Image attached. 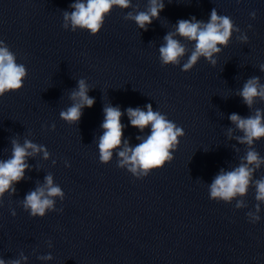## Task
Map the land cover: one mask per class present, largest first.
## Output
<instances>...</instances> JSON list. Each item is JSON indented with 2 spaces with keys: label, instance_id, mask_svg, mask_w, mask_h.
Listing matches in <instances>:
<instances>
[{
  "label": "water",
  "instance_id": "obj_1",
  "mask_svg": "<svg viewBox=\"0 0 264 264\" xmlns=\"http://www.w3.org/2000/svg\"><path fill=\"white\" fill-rule=\"evenodd\" d=\"M73 2L0 0V40L28 69L24 87L0 98V159L10 158L14 138L31 139L51 153L48 160L42 153L29 158L32 167L16 195H5L0 257L14 259L23 251L27 264H264V205L259 223L246 216L254 210L255 190L245 209H236V201L211 200L208 191L220 169L231 170L245 154L247 146L229 140L227 129L233 127L230 114H252L236 90L253 76L264 83V0H164L160 20L146 32L124 19L132 9L115 8L96 36L62 27L63 11H71ZM147 2L133 0L141 10ZM213 8L229 16L249 42L234 33L215 67L204 58L188 72L181 70L184 61L162 66L159 46L177 21L195 16L207 22ZM81 78L95 104L83 109L78 125H69L59 114L71 106L69 93ZM149 103L186 135L174 160L141 180L119 168L115 154L109 164L101 163L98 138L103 108L111 104L125 112L124 138L140 143L136 137L150 134V127L141 133L126 109L146 110ZM255 107L264 109V102ZM255 148L264 157V139ZM48 173L65 192L56 201L63 211L34 218L20 201ZM261 176L264 166L255 173ZM49 253L53 260L37 258Z\"/></svg>",
  "mask_w": 264,
  "mask_h": 264
},
{
  "label": "clouds",
  "instance_id": "obj_2",
  "mask_svg": "<svg viewBox=\"0 0 264 264\" xmlns=\"http://www.w3.org/2000/svg\"><path fill=\"white\" fill-rule=\"evenodd\" d=\"M169 3L172 0H168ZM71 11H63V25L65 30L76 32L86 30L92 36L98 35L106 18L115 8L121 10L132 9L124 16L126 21H134L139 29L148 31L149 25L154 20H160V13L165 9L164 0H148L144 10L139 4H133V0H74L70 4ZM251 18H256V12L250 13ZM251 29L252 25L248 26ZM241 43L247 44L249 37L227 15L218 14L217 10H211L210 18L206 21L198 20L195 16L191 19H180L163 38L164 43L159 46V59L162 66H181L182 71H191L201 58L215 67L218 63L217 56L224 48H227L233 38V34ZM182 38V39H178ZM183 41V42H182ZM189 44L192 47H189ZM185 57H187L185 61ZM264 72V64L259 66ZM28 77L27 67L17 62V55L10 47L0 40V98L6 94L20 91L24 87V81ZM91 86L86 79H79L77 87L70 91L69 100L71 106L61 110L60 118L69 125H78L83 109L92 108L95 99L89 96ZM236 96L242 97L243 103L251 110V115L244 117L237 113L229 116L233 127L227 129L229 140H235L240 145H246L245 154L239 157V164L231 170L221 168L208 184L209 197L217 202L232 204L236 201V209L248 208L246 198L250 190L254 189L256 204L254 210L246 213L249 223L256 224L261 221L262 205H264V176L255 178V173L264 166V157L256 150V142L264 139V109L256 108L258 101L264 102V83L259 76L248 78L243 87L236 90ZM144 108L129 107L126 109L127 117L131 125L138 128L141 133L150 127V134L138 135L136 139L140 143L133 146L124 138L122 117L125 112L119 106L106 104L103 108L104 120L101 124L103 134L98 138L99 161L109 164L114 154L118 157L117 166L127 169L136 179L148 177L154 170L163 168L174 160V152L178 150L180 138L186 135L183 127L178 126L168 116L156 111L151 103ZM55 131V124L51 126ZM242 133L237 135V133ZM11 156L0 159V207L4 206L5 195L15 196L16 185L24 180L26 171L32 167L27 161L41 153L43 159L51 156L48 148L34 143L25 138L23 143L19 138L11 140ZM236 153L240 148L233 145ZM56 161L53 160V164ZM65 166L71 164L65 160ZM57 198L63 201L65 192L55 183L54 176L48 173L44 177V183H37L35 189L30 190L20 201L23 209L32 217H45L49 212H62L56 206ZM13 216L17 213L10 209ZM48 247H53L51 240ZM39 260H53L51 253L39 255ZM29 257L23 251L14 259L5 260L0 257V264H27Z\"/></svg>",
  "mask_w": 264,
  "mask_h": 264
}]
</instances>
